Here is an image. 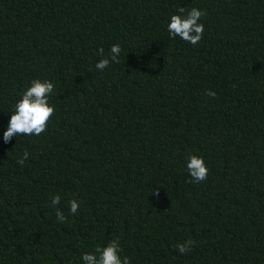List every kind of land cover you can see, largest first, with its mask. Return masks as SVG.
<instances>
[{
  "label": "trees",
  "instance_id": "16d2710c",
  "mask_svg": "<svg viewBox=\"0 0 264 264\" xmlns=\"http://www.w3.org/2000/svg\"><path fill=\"white\" fill-rule=\"evenodd\" d=\"M181 6L205 13L195 45L169 36ZM36 78L55 111L4 142ZM114 240L131 264H264V0H0V264H83Z\"/></svg>",
  "mask_w": 264,
  "mask_h": 264
},
{
  "label": "clouds",
  "instance_id": "9594fccd",
  "mask_svg": "<svg viewBox=\"0 0 264 264\" xmlns=\"http://www.w3.org/2000/svg\"><path fill=\"white\" fill-rule=\"evenodd\" d=\"M204 11L199 7H191L185 9L179 7L175 13L170 15L167 23V30L170 37H179L183 41H187L193 45L197 44L203 36L205 25L202 22ZM121 46L119 43L111 45L109 55L104 56L103 49L99 50L101 59H99L95 68L104 70L111 62L118 60L121 55ZM54 82L48 79H33L21 93L20 98L13 106L12 114L7 122V126L3 132L4 142H8L11 138L23 135H39L48 125L50 117L55 111V105L51 103L50 97L54 91ZM208 95H215L214 91H209ZM28 153L25 152L23 157L18 161L23 164ZM185 167L192 178L193 182H200L207 179L209 169L205 161V157L190 153L185 159ZM60 201V195H54L51 199L53 206ZM79 201L72 199L69 201V214L77 213ZM56 216L60 221L65 220V215L57 209ZM194 241L188 240L178 245L181 253L186 252L192 246ZM83 264H131L127 256L121 258L120 245L118 241L98 246L92 252H84L80 256Z\"/></svg>",
  "mask_w": 264,
  "mask_h": 264
}]
</instances>
